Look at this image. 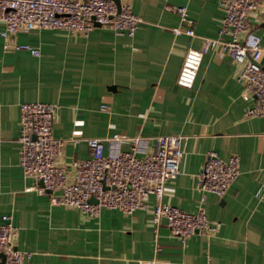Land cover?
<instances>
[{
	"label": "crops",
	"instance_id": "obj_1",
	"mask_svg": "<svg viewBox=\"0 0 264 264\" xmlns=\"http://www.w3.org/2000/svg\"><path fill=\"white\" fill-rule=\"evenodd\" d=\"M114 1L129 3L141 17L132 36L99 26L87 36L18 34L15 41L38 48L37 57L4 52L0 36V224L8 215L19 228L16 247L30 253L25 264H264V117L244 116L254 100L237 79L240 67L209 48L192 87L176 83L187 49L203 42L174 34L181 21L167 7L185 5L196 35L215 37L224 16L220 0ZM250 21L264 67V13ZM35 101L58 106L52 134L67 139L63 165L89 157L90 137L142 136L153 148L156 137L178 135L179 174L165 184L162 201L188 213L199 207L197 180L207 154L237 155L236 180L222 197L206 194L203 204L218 231L181 241L164 220L156 227L150 210L103 209L91 218L52 205L48 191L36 190L42 182L25 178L18 165L19 105ZM128 149L122 141L121 150ZM149 201L153 207L155 198Z\"/></svg>",
	"mask_w": 264,
	"mask_h": 264
},
{
	"label": "built area",
	"instance_id": "obj_2",
	"mask_svg": "<svg viewBox=\"0 0 264 264\" xmlns=\"http://www.w3.org/2000/svg\"><path fill=\"white\" fill-rule=\"evenodd\" d=\"M220 6L224 16L215 37L196 35L185 5L167 7L181 21L180 26L172 29L174 34L198 37L203 42L201 49H187L176 83L192 87L204 53L217 47L240 67L237 79L254 100L244 112L245 118L264 117V67L260 64L263 49L251 32L250 21L252 17L259 21L264 0H220ZM0 21L3 51H24L36 57L40 55L39 49L17 43L18 34L63 30L87 36L99 26L132 36L142 23L129 3L118 6L114 0H0ZM57 110V105L39 101L19 105L18 165L25 178L42 182L36 190L48 191L52 205L77 209L91 218L98 217L103 209L126 215L150 210L154 225L158 227L164 220L170 234L181 241L197 233L213 235L218 231L220 223L208 219L203 204L206 194L222 197L236 180L240 173L237 155L222 159L214 152L207 154L197 180L201 192L199 207L195 213H188L162 201L165 184L179 174L183 154L178 135L156 137L153 148L150 138L142 136L90 137L86 139L89 157L63 165L60 158L67 139L52 134ZM122 141L128 142L127 151L121 150ZM151 197L156 200L153 207L149 204ZM18 233L19 228L12 224L10 216H2L3 264H25L30 257V253L16 247Z\"/></svg>",
	"mask_w": 264,
	"mask_h": 264
},
{
	"label": "water",
	"instance_id": "obj_3",
	"mask_svg": "<svg viewBox=\"0 0 264 264\" xmlns=\"http://www.w3.org/2000/svg\"><path fill=\"white\" fill-rule=\"evenodd\" d=\"M119 6V4H117ZM0 258H1V262L0 264H3V261H4V255L3 254H0Z\"/></svg>",
	"mask_w": 264,
	"mask_h": 264
}]
</instances>
